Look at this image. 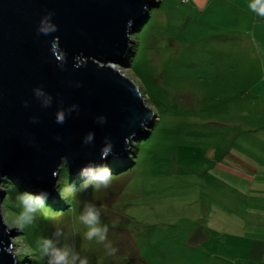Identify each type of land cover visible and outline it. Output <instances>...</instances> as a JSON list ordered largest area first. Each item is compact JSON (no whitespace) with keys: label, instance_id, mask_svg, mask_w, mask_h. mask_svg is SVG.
Masks as SVG:
<instances>
[{"label":"rangeland","instance_id":"rangeland-1","mask_svg":"<svg viewBox=\"0 0 264 264\" xmlns=\"http://www.w3.org/2000/svg\"><path fill=\"white\" fill-rule=\"evenodd\" d=\"M248 3L151 2L131 34L130 62L115 64L155 112L150 134L107 189L81 191L83 182L70 185L61 164L55 203L32 225L11 228L19 264H47L37 242L55 239L57 228L65 233L58 246H72L89 264H252L245 245L255 229L247 224L243 232V212L245 204L264 209V21ZM2 187L9 224L19 192L9 182ZM85 202L101 209L105 243L84 239Z\"/></svg>","mask_w":264,"mask_h":264},{"label":"water","instance_id":"water-1","mask_svg":"<svg viewBox=\"0 0 264 264\" xmlns=\"http://www.w3.org/2000/svg\"><path fill=\"white\" fill-rule=\"evenodd\" d=\"M152 1L0 0V186L47 191L50 205L61 164L70 185L84 181L80 172L88 165L106 164L112 174L134 165L133 147L150 134L155 113L115 64L130 62L131 34L148 19ZM49 12L56 31L40 34ZM89 132L94 139L85 144ZM105 138L113 148L102 160ZM4 194L0 264H19L3 218Z\"/></svg>","mask_w":264,"mask_h":264},{"label":"clouds","instance_id":"clouds-1","mask_svg":"<svg viewBox=\"0 0 264 264\" xmlns=\"http://www.w3.org/2000/svg\"><path fill=\"white\" fill-rule=\"evenodd\" d=\"M248 8L255 13L259 18L258 22L264 21V0H249ZM53 14L49 12L42 18L41 24L37 31L40 34L48 35L56 31L54 24L50 22ZM77 67L79 65H76ZM36 94L42 95L39 89L35 90ZM49 101H45L47 106ZM71 112V109L68 110ZM155 113V112H154ZM56 122L63 124L65 122V114L63 111H58L56 115ZM100 123L105 122V118H100ZM94 139V133L89 132L83 142L90 144ZM112 142L105 138V144L101 148V159H107L112 154ZM65 163H68L67 158H64ZM81 176L85 177L83 183L80 186L81 191H85L92 188L94 191H100L101 189H107L111 185L112 173L111 169L106 165L92 166L88 165L81 169ZM3 187L0 186V191H3ZM59 192V191H58ZM62 198H65L64 193L59 192ZM49 193L47 191H41L39 193L32 192H19L17 195V207L19 212L11 223L8 224L9 229L15 227L17 230H23L27 226L32 225L36 220L37 212L44 208L48 199ZM78 220L86 228L83 236L88 241L96 240L97 243H105L107 240L108 226L101 222V209L93 203L85 202L83 210L78 216ZM7 223V218H5ZM76 233H72L74 236ZM65 233L61 228H57L53 238L44 237L39 240L38 247L42 256L47 258V264H89L88 258L81 257L72 246L63 245L58 246L59 238L64 237ZM105 248L109 256L115 255L117 249L114 248L111 243H106ZM14 253V252H13Z\"/></svg>","mask_w":264,"mask_h":264},{"label":"crops","instance_id":"crops-1","mask_svg":"<svg viewBox=\"0 0 264 264\" xmlns=\"http://www.w3.org/2000/svg\"><path fill=\"white\" fill-rule=\"evenodd\" d=\"M244 208L246 212H243V232L245 231L247 224H250L255 229L254 237H252L249 240L250 242L245 245L247 256H249V254L252 251H254L253 255L249 257H245V258L246 259L250 258L251 259L250 262L252 264H263L264 261L254 262V259L264 258V209L260 210L258 209L259 207H256V208L253 207L255 209L253 208L250 209V207L246 206V204ZM250 210H253L252 214L250 213ZM250 221H255V222H250Z\"/></svg>","mask_w":264,"mask_h":264},{"label":"trees","instance_id":"trees-1","mask_svg":"<svg viewBox=\"0 0 264 264\" xmlns=\"http://www.w3.org/2000/svg\"><path fill=\"white\" fill-rule=\"evenodd\" d=\"M132 40H133V39H132ZM134 48H135V47H134V41H133V43H132V50H134ZM130 60H131V59H130ZM133 149H134L133 151L136 153V144L134 145ZM134 161H135V159H134ZM113 166H114V167H113L112 170L117 169V167H118L117 164H113Z\"/></svg>","mask_w":264,"mask_h":264}]
</instances>
